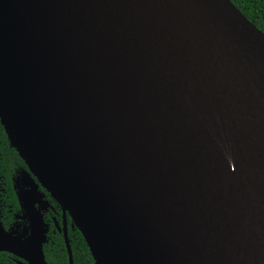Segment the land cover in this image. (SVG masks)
I'll return each mask as SVG.
<instances>
[{
  "label": "water",
  "instance_id": "water-1",
  "mask_svg": "<svg viewBox=\"0 0 264 264\" xmlns=\"http://www.w3.org/2000/svg\"><path fill=\"white\" fill-rule=\"evenodd\" d=\"M0 123L68 264L66 214L94 264H264V32L230 0H0ZM24 179L0 252L48 264Z\"/></svg>",
  "mask_w": 264,
  "mask_h": 264
},
{
  "label": "trees",
  "instance_id": "trees-1",
  "mask_svg": "<svg viewBox=\"0 0 264 264\" xmlns=\"http://www.w3.org/2000/svg\"><path fill=\"white\" fill-rule=\"evenodd\" d=\"M257 28L264 32V0H230ZM27 170L24 161L10 145L3 126L0 123V218L4 227L11 230V225L20 215V202L17 199L14 181ZM15 178V179H14ZM50 207L43 213L50 230L43 245L45 258L49 264H68L63 235L52 231L54 223L62 224V210L50 195L44 191ZM67 235L72 250L74 264H94L93 257L81 234L66 216ZM18 258L7 252H0V264H18Z\"/></svg>",
  "mask_w": 264,
  "mask_h": 264
},
{
  "label": "flooded vegetation",
  "instance_id": "flooded-vegetation-1",
  "mask_svg": "<svg viewBox=\"0 0 264 264\" xmlns=\"http://www.w3.org/2000/svg\"><path fill=\"white\" fill-rule=\"evenodd\" d=\"M27 174L34 181L35 186L37 188V191L39 193V198L37 199V202H35L33 205H34L35 209L37 210V212L39 213V216H40V218L42 220L43 227L46 228V231L44 233V240H43V245H44V243L47 241V236H48V232L50 230V226H49L48 222H46L44 220V214L43 213L50 207V203H49V200L47 199V197L45 196V193H44V191H46V190L31 175V173L29 172L28 167H27V170H24L21 173V175L14 181V186L13 187H14V189H16L17 199L19 200V202L21 204L20 205L21 213H20V215H16V218H18V220L14 221V223L11 225V230H12V232H17V233L24 231L25 232V237H30L31 234H32V230H31V226H30V220H29V218H28V216L26 214V209H25L24 203H23V201L20 198V193L21 192H23L24 194H28L30 192V190H31L30 189V185L27 184V181H25V179H24V176L27 175ZM24 194H23V196H24ZM67 215L68 214H66V216ZM63 221H64V216H63V211H62V224L59 225L57 222H55L54 223L55 230H53L52 232L53 233L58 232V233L62 234L63 235V240H64V245H65L64 233H63ZM65 221H66V218H65ZM6 230H8V229H6ZM66 230H67V224H66ZM14 234H16V233H14ZM66 235H67V231H66ZM67 238H68V235H67ZM68 241H69V239H68ZM69 245H70V243H69ZM65 249H66V246H65ZM66 252H67V249H66ZM71 252H72V250H71ZM67 257H68V254H67ZM47 263H48V261H47Z\"/></svg>",
  "mask_w": 264,
  "mask_h": 264
}]
</instances>
